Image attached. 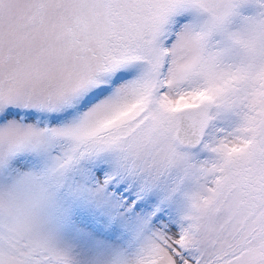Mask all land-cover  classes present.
I'll use <instances>...</instances> for the list:
<instances>
[{"label": "snow or ice", "instance_id": "obj_1", "mask_svg": "<svg viewBox=\"0 0 264 264\" xmlns=\"http://www.w3.org/2000/svg\"><path fill=\"white\" fill-rule=\"evenodd\" d=\"M0 264H264V0H0Z\"/></svg>", "mask_w": 264, "mask_h": 264}]
</instances>
